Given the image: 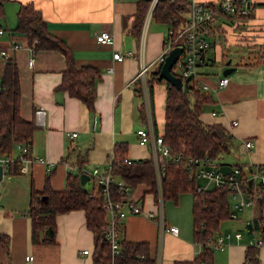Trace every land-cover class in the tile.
Segmentation results:
<instances>
[{
    "label": "crops",
    "instance_id": "1",
    "mask_svg": "<svg viewBox=\"0 0 264 264\" xmlns=\"http://www.w3.org/2000/svg\"><path fill=\"white\" fill-rule=\"evenodd\" d=\"M21 1H33L43 11L49 29L71 46L78 65L98 66L101 74L97 82L96 113L93 114L83 100L57 89L66 68L65 55L61 51L40 49L33 53L26 36L0 24L4 28L0 34V50L7 51L0 56V77L7 59L14 57L21 78V114L36 123L33 140L28 145L29 155L54 162L49 166L44 162L30 161L20 166L21 173L12 176L4 171L0 182V232L7 234L9 239L7 245L0 243V264H28L25 261L27 253H33L38 264H93L94 234L87 226L84 209H73L56 216L54 243H34L32 219L20 212L29 205L32 178L35 188L42 190L46 175L52 170L51 186L56 190L64 189L71 170L69 164L74 163L77 168L78 156H83V169L94 185L92 170L95 167L106 170L115 142L128 141V157L133 160L152 155L151 145L141 144L136 132L146 125L143 120L146 117L143 88L139 92L140 80L132 81L141 68L142 27L140 33H137L136 27L139 0H20L19 3ZM255 2L256 10L251 18L245 21L223 17L221 20L226 23L217 26L213 34V46L207 52L208 62L205 65L220 60L223 63L222 72L209 75L202 70L205 65L199 68L202 81L215 86L228 66L236 67L229 74L226 86L210 90L213 100L205 103L201 118L207 123H221L234 135L235 144L230 153L235 150L237 161L222 163L232 167L243 164L241 168L247 174L256 165L264 163V58L258 59L253 53L255 44L264 43V0ZM169 28L166 22L152 19L149 23L144 40V60L150 64L149 71L160 63L158 57ZM103 29L114 33L112 43H101L96 39ZM15 44L18 46L15 47ZM231 46L248 48L249 55L236 62L231 57V63L227 65L225 48ZM116 50L123 53L134 50L135 53L124 60H117L114 58ZM31 57L35 58L33 66L28 63ZM166 97L167 84L155 83L151 98L160 133L164 132L165 126ZM40 107L46 109V114L39 120L36 110ZM73 131L77 135L70 137L69 132ZM248 139L253 142L251 147L245 143ZM23 144L14 146L12 157L20 154ZM214 163L219 168L222 164ZM196 180V185L207 183L202 177ZM132 195L144 211L124 219L125 238L149 242L154 256L162 238L160 264L194 260L202 246L193 238L192 194L187 208L191 218L186 213L185 220L176 219V216L173 221L168 220L167 200L163 201L165 227L159 223L158 198L146 183H139ZM175 205L176 208L182 207L180 197ZM251 206L238 211L236 218L229 216L221 223L219 233L240 230L242 236L237 238L233 235L225 249L215 250L214 258L208 264H243L245 250L250 244L247 224L258 215L259 207L256 203L249 212L241 215L239 212ZM244 223L245 232L241 230ZM171 224L179 226L178 234L166 229ZM84 249H89V252H83ZM260 257L261 264H264V245L260 247Z\"/></svg>",
    "mask_w": 264,
    "mask_h": 264
},
{
    "label": "trees",
    "instance_id": "2",
    "mask_svg": "<svg viewBox=\"0 0 264 264\" xmlns=\"http://www.w3.org/2000/svg\"><path fill=\"white\" fill-rule=\"evenodd\" d=\"M190 2L191 0H159L153 11V19L166 22L174 30H178L186 21ZM149 3L150 0L138 1L137 33L141 31ZM4 4L5 0H0V18L4 15ZM16 15L17 23L14 30L26 36L33 53L40 49H57L65 55L66 68L57 89L68 91L71 96L83 100L91 113H96L97 82L101 74L98 66L78 65L71 46L49 29L43 11L33 1H21ZM252 16L253 14L241 17ZM161 65L160 62L149 71L147 82L150 93H153L155 83L167 84L163 133L158 131L153 110L156 131L163 135L164 143L170 148L167 155H160L163 199L178 203L182 193L192 194L193 238L202 246V250L194 260H178L174 264H208L213 260L215 253L211 242L219 234L221 223L230 216L231 189L229 185L224 184L198 190L197 180L191 176L195 165L191 164L190 158L210 159L220 165L222 157L232 151L235 137L221 123H207L201 118L205 103L213 100L212 92L203 90L193 80L185 81L182 88L177 87L166 78L160 77ZM173 72L179 75L175 70ZM138 88L141 92L140 81ZM21 98L19 66L14 57L8 58L0 77V160L5 157L12 158L5 169L7 175L11 176L21 173L20 160L11 155L14 146L17 143L29 145L36 130L35 121L27 120L21 114ZM143 120L145 121V118ZM128 154V141L115 142L112 162L110 168L108 166L106 170L109 168L116 179L124 180L130 186L131 192L139 183H146L157 196L159 181L153 155L127 162ZM83 162H85L83 156H78L79 167L77 165L76 168L74 163L70 164L74 166V170L68 173L65 188L61 190L51 186L52 170L47 173L42 190L35 188L32 178L29 205L20 212L32 219V241L54 243L56 216L73 209H84L87 226L94 234L93 264H156L149 242L131 241L125 238L123 221L120 223V251L116 255L112 254L111 244L105 236L108 213L103 194L95 184L92 188H87L81 183V175L87 173L83 169ZM189 165L192 167L190 168ZM240 166L243 167V164ZM241 172L243 176L249 175L243 168ZM257 192L261 201L258 197L259 212L253 219L252 225L253 230L259 229L261 237L264 238V186L258 187ZM111 193L116 199H128L126 194L120 192L117 185L111 186ZM8 239L7 234L0 232V243L7 245ZM243 264H261L260 246L252 243L247 246Z\"/></svg>",
    "mask_w": 264,
    "mask_h": 264
},
{
    "label": "built area",
    "instance_id": "3",
    "mask_svg": "<svg viewBox=\"0 0 264 264\" xmlns=\"http://www.w3.org/2000/svg\"><path fill=\"white\" fill-rule=\"evenodd\" d=\"M159 0H150L147 12L145 14L142 31H141V44H140V55H141V68L133 78L132 81L140 80L141 88H143L144 93V107L146 111V125L138 128L137 133L139 135V142L141 144H150L152 149V155L157 167V178L159 181L157 198L159 201V223L162 227L164 225V213H163V190L161 187V177H162V167L160 166L162 160L160 158L161 154L167 155L170 148L164 143L163 135L157 133L155 123L153 120V102L151 98V93L149 90L147 82V74L149 72L150 64H147L144 60V40L145 34L147 32L149 23L153 19V11ZM257 3L255 0H205L190 2L189 12L187 18L182 27L178 30H174L170 26L168 30V35L165 40L164 48L158 57L159 62L163 63L166 56L169 54L172 48L178 45H182L181 57L176 61L172 67V71L176 67H180L179 76H181L183 83L188 80L195 81L199 87L203 90H219L222 89L229 83V75H222L217 79V84L211 86L209 83L202 81L200 78L199 68L204 66L208 62L207 52L213 46V42L209 36H213L217 26H221L225 21L221 19L228 18L232 19L228 15L239 16L236 19H244L241 16H249L253 14L256 10ZM248 20V18H245ZM4 32V28L0 27V34ZM97 40L101 43H112L114 41V33L110 30L103 29L97 36ZM15 47L18 44L14 45ZM7 51L5 49L0 50V54L5 55ZM134 50H127L125 53L120 50L114 52V58L117 60H124L126 57L134 55ZM29 66H33L35 63V58L31 57L29 59ZM175 73V72H173ZM176 74V73H175ZM177 75V74H176ZM46 114V109L40 107L36 110V115L40 120ZM77 132H69L70 137H75ZM248 147L253 145L251 139L246 142ZM29 146L27 144L21 145V152L18 156L21 165L27 162H44L52 166L54 162L43 158V157H31L29 155ZM12 158L5 157L0 160V163L4 166V171L9 165ZM127 162H132L131 157H126ZM191 164L195 165L192 170L191 176L194 178H205L207 180L206 184L197 185L198 190L207 189L214 186H222L224 184L229 185L234 199L230 201V217L236 218L238 216V211L247 206H253L257 203L259 194L257 188L264 186V164L256 165L252 168V171L248 176H243L241 168L239 166H233L230 173L223 174L218 166L210 159H201L199 157H191ZM112 162L109 163V168ZM190 168L192 167L189 165ZM71 171L74 169L73 165L69 164ZM109 168L102 171L99 167H95L92 170V177L94 184L101 189L105 207L108 213V223L105 230V236L108 242L111 244L112 254L116 255L120 251V223L124 221L131 214L142 213L144 211L142 205L133 199L131 188L122 179H116L115 175L111 173ZM252 179L251 185L249 180ZM117 185L121 193L128 196L127 200H119L114 198L111 193V186ZM174 234H178L179 226L171 224L166 228ZM235 235L237 238L242 236L240 230L226 233H219L216 235L214 240L211 242L214 250H223L226 248L229 239ZM250 243L256 244L258 246L264 245V238L261 236H256L253 230L250 233ZM161 251H162V238L159 240V246L155 254V263L160 264L161 261ZM83 252L88 253L89 249H84ZM25 261L28 264H38L37 258L33 253H27L25 255ZM203 264V263H201Z\"/></svg>",
    "mask_w": 264,
    "mask_h": 264
},
{
    "label": "rangeland",
    "instance_id": "4",
    "mask_svg": "<svg viewBox=\"0 0 264 264\" xmlns=\"http://www.w3.org/2000/svg\"><path fill=\"white\" fill-rule=\"evenodd\" d=\"M19 1L20 0H5V4H4V15L0 18V24H3L6 27H9L10 30H14L16 23H17V10H18V6H19ZM244 20L246 21V19L244 18ZM153 24V23H152ZM246 23L242 24L245 25ZM210 39L214 40V36H209ZM249 51L248 48H243V47H238V46H231L228 48H225V53H228L225 61H227L228 58H233L234 62H236L237 60L241 59L242 56L247 57L249 55ZM254 56L256 58L262 59L264 58V43L261 44H255L254 46ZM0 56H2L0 54ZM254 58V57H253ZM253 58H251V61L253 60ZM249 60V59H248ZM219 62L217 63H211L210 65H205L204 67H202V70H205L209 75H216V74H220L223 70V63H220V60H218ZM201 67V66H200ZM180 67H176L175 71L176 72H180ZM235 151V150H234ZM234 151L232 153H226L223 157H222V162H236V158L234 155ZM199 183H201L199 181ZM93 186V182L92 179L88 180L86 187L87 188H92ZM229 201H231V199H234L232 194H229ZM181 202H182V207L181 208H176L175 202L173 200H167V217L168 220L173 221L175 216L176 219L179 220H185L186 217V213L188 214V218L190 217L189 211L187 212V208L188 205L190 204V200H191V194L190 193H183L181 196ZM252 206L249 208H246L244 211L239 212V215L244 214L249 212ZM257 213H258V208H257ZM178 215V216H177ZM250 218V216L248 217ZM242 228L241 230L243 232L246 231V223L242 224ZM236 229H232L231 231H234ZM255 234L256 235H261V232L259 229L255 230Z\"/></svg>",
    "mask_w": 264,
    "mask_h": 264
},
{
    "label": "water",
    "instance_id": "5",
    "mask_svg": "<svg viewBox=\"0 0 264 264\" xmlns=\"http://www.w3.org/2000/svg\"><path fill=\"white\" fill-rule=\"evenodd\" d=\"M182 49H183L182 45L175 46L174 48L171 49L169 54L166 56L165 61L161 65V73H160V77L166 78L168 81L172 82L174 85H176L177 87H180V88L183 87L182 78H181V76L173 73L172 67L176 63V61L181 57ZM230 63H231V58H229L227 60V65H229ZM235 69H236V67L228 66L224 70V74L229 75ZM220 170L223 172V174L230 173L232 170V165L228 164V163H222L220 165ZM3 177H4V166L2 163H0V182L2 181ZM88 178H89V175L87 173H83L81 175V183L83 185H85ZM251 183H252V179L249 180L250 185H251ZM259 200L261 201V197H259ZM247 227H248V232L252 233L253 232L252 222H249L247 224Z\"/></svg>",
    "mask_w": 264,
    "mask_h": 264
}]
</instances>
